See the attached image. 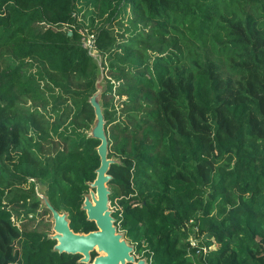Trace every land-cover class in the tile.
<instances>
[{"label":"trees","instance_id":"16d2710c","mask_svg":"<svg viewBox=\"0 0 264 264\" xmlns=\"http://www.w3.org/2000/svg\"><path fill=\"white\" fill-rule=\"evenodd\" d=\"M85 29L117 230L149 264H264V0H0V264H80L53 251L30 182L74 233L96 230Z\"/></svg>","mask_w":264,"mask_h":264},{"label":"water","instance_id":"95a60500","mask_svg":"<svg viewBox=\"0 0 264 264\" xmlns=\"http://www.w3.org/2000/svg\"><path fill=\"white\" fill-rule=\"evenodd\" d=\"M94 59L98 65V76L95 92L88 101L93 108L95 118L88 131V137L99 141L96 151L100 165L95 170L94 181L87 183L89 194L84 195L81 210L85 212L86 220L95 224L96 230L86 234L74 233L69 227L67 213L56 211L49 203L45 192H36V198L40 206L51 214L54 234L47 238L56 242L53 247L54 252L79 255L78 263L80 264H149L146 258L135 259L134 246L118 232L114 225L112 211L109 210L108 184L111 180L109 168L112 164L118 163V160L108 158L109 145L100 102L104 71L100 55H96ZM92 253L96 256L92 257Z\"/></svg>","mask_w":264,"mask_h":264},{"label":"rangeland","instance_id":"374dc122","mask_svg":"<svg viewBox=\"0 0 264 264\" xmlns=\"http://www.w3.org/2000/svg\"><path fill=\"white\" fill-rule=\"evenodd\" d=\"M246 67H248L249 69H250V71H251V75L252 76H254L256 79H258V76H259V74L257 73V72H254L253 71V68H252V66H250L249 64H246ZM103 84H104V82H103ZM262 90H264V89H261V90H256V93L258 94V95H263V92H262ZM101 102V101H100ZM29 185L31 186V187H33L34 188V191H35V194H36V192H39V193H41V192H44V186L41 184V183H38V182H30L29 183ZM89 194V190L87 191V193L85 194V195H88ZM42 208V207H41ZM44 209V208H43ZM109 210L110 211H115V207L114 206H110V203H109ZM22 215H23V213H21ZM42 218L44 219V220H49L48 222V224L49 225H47V227H45L46 228V233L48 234L47 236H49V235H53L54 234V232H53V221H52V217H48V215H44V216H42ZM22 222H28L29 220H28V217H23L22 216ZM37 220H39L40 221V219H41V217H38V218H36ZM14 223H16V225H17V227H21L20 226V222L19 221H13ZM11 232H13L12 231V229L8 226V225H4L3 227H1L0 228V248H3V244L5 243V242H7L8 240H9V237H8V235H9V233H11ZM119 233H121L120 231H119ZM122 234V233H121ZM20 238H21V240H22V243H24V244H26V246L27 247H29L30 249H32V248H34L35 246H36V244L39 242V240L40 239H42V237L41 236H38V235H36L35 233H32V232H26V231H24V230H21V233H20V236H19ZM189 239L191 240V241H195V238H194V234H192V233H190L189 234ZM127 242H129L127 239H125ZM130 243V242H129ZM131 244V243H130ZM132 245V244H131ZM217 248V245H213L212 247H211V249H216ZM133 256L135 257V259H142L138 254H136L135 252H134V254H133Z\"/></svg>","mask_w":264,"mask_h":264},{"label":"built area","instance_id":"2783aa9c","mask_svg":"<svg viewBox=\"0 0 264 264\" xmlns=\"http://www.w3.org/2000/svg\"><path fill=\"white\" fill-rule=\"evenodd\" d=\"M81 43H82V47L88 51V54L91 57L95 58L96 55H98L96 47H95V34L93 33V31L89 32L87 29H85L84 34L82 36ZM114 207L116 210L117 205H115ZM190 243L192 245H195L197 242H196V240L195 241L190 240ZM205 251L206 250L204 249V252Z\"/></svg>","mask_w":264,"mask_h":264},{"label":"flooded vegetation","instance_id":"af4514ba","mask_svg":"<svg viewBox=\"0 0 264 264\" xmlns=\"http://www.w3.org/2000/svg\"><path fill=\"white\" fill-rule=\"evenodd\" d=\"M118 232H119V231H118ZM133 246H134V245H133ZM134 252H135V246H134ZM95 256H96V254H95L94 256H92V257H95ZM143 258H144V257H143ZM143 258H142V259H143ZM138 259H139V258H138Z\"/></svg>","mask_w":264,"mask_h":264}]
</instances>
